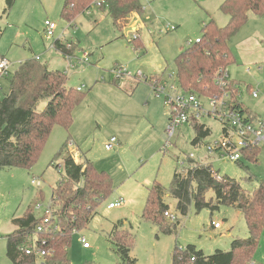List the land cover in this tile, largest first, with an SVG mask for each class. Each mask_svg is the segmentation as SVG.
Masks as SVG:
<instances>
[{"label": "rangeland", "instance_id": "374dc122", "mask_svg": "<svg viewBox=\"0 0 264 264\" xmlns=\"http://www.w3.org/2000/svg\"><path fill=\"white\" fill-rule=\"evenodd\" d=\"M64 1L14 0L10 6L8 0H0L3 31L0 54L11 62L8 75L0 76V97L9 92L10 78L20 63L35 57L41 58L50 69L65 72L66 86L87 92L74 110L69 132L56 124L32 168L0 169V264H15L8 256L5 235L16 228V217L22 216L29 206L42 215L48 206L44 223L52 214V193L65 174L58 153L69 136L73 139L69 149L71 153L74 150L76 160L92 161L98 170L108 172L113 181V191L97 208L87 227L73 233L68 248L71 264H119L120 258L109 239L115 224L135 235L131 254L138 259V264H172L176 246L185 248L193 244L209 255L218 249L230 250L235 238H247L249 230L241 211L223 205L214 212L192 209L184 216L177 210V200L170 193L164 200L175 219L166 213L165 217L171 223L179 221L175 232H163L142 218L154 182L170 187L175 169L186 167L187 158L192 154L198 162L212 161L204 146L221 137L222 123L211 115H204L199 123L208 126L212 133L199 146L192 142L196 136L194 123L187 122L178 127L165 149L171 109L163 96L156 95L150 80L160 79L169 87L176 83L175 58L179 52L201 36L204 23L211 17L219 25L228 22V15L219 9L223 1L141 0L142 12L131 14L123 29L115 27L108 12L97 4L69 25L62 16ZM47 20L57 24L54 36L46 35ZM59 36H63L62 40L75 53L73 66H68L64 54L53 46ZM84 54L88 60L79 61ZM117 65L128 66L134 74L141 71L149 80L127 77L115 82L111 71ZM228 69L229 79L242 83L239 99L255 115V120L264 121V68L253 67L248 73L247 67L234 63ZM249 83L258 97L246 89ZM201 101L208 106L206 97L202 96ZM45 105L46 102L41 103L40 109ZM112 137L118 143L108 150L105 144ZM259 148L257 162L243 161L241 165L214 159L212 168L220 176L236 178L245 189L252 190L264 181V142ZM249 175L252 181L248 180ZM34 177L41 180V185L32 184ZM119 199L125 203L109 207ZM213 223L222 226L215 228ZM82 236L90 247L83 246ZM37 264H41L40 259ZM251 264H264V232Z\"/></svg>", "mask_w": 264, "mask_h": 264}, {"label": "trees", "instance_id": "16d2710c", "mask_svg": "<svg viewBox=\"0 0 264 264\" xmlns=\"http://www.w3.org/2000/svg\"><path fill=\"white\" fill-rule=\"evenodd\" d=\"M13 2L8 0L10 6ZM98 2L118 29L124 28L131 14H140L143 10L141 0H65L62 16L72 24ZM219 9L228 15V22L219 25L211 17L203 25L200 40L179 52L175 58L176 83L183 91L195 92L201 97L223 95L227 91L233 108L253 121L255 116L239 99L240 82L231 81L224 89L218 84L217 77L221 69L235 63L230 42L247 23L250 12L264 16V0H223ZM2 32L0 28V36ZM54 45L64 54L75 56L71 47L61 41L56 40ZM67 80L65 72L50 69L36 57L20 63L10 78L9 92L0 97V169L32 168L56 124L69 132L74 122V110L86 98L87 92L66 86ZM113 81L118 80L113 77ZM150 81L154 86L160 79ZM44 102L45 107L40 109ZM191 122L196 131L192 141L194 145L211 135V129L205 124L195 120ZM70 141L69 136L58 153L65 174L53 190V211L49 222L43 221L45 213L39 214L35 207L29 206L22 216L15 218L16 228L5 235L8 256L15 264H37L35 252L28 254L26 248L45 250L42 264H71L68 248L73 233L87 227L97 208L113 191L110 174L98 170L90 160L77 162L70 152ZM259 154V146L252 147L244 151V159L239 163L257 162ZM187 163L186 167L175 169L170 187L154 182L149 189L142 218L153 222L163 232H175L179 221L171 223L165 217L170 209L164 200L167 193L177 200V210L184 216L192 209L214 212L223 205L232 206L245 217L249 230L247 238H235L230 250L218 249L209 255L193 244L185 248L176 246L172 264H251L264 232V181L247 190L236 178L214 176L212 164L201 163L191 157L187 158ZM56 166L61 167V164ZM247 178L253 180L252 175ZM40 225H43L42 231L38 230ZM109 239L120 258L119 264H138V259L131 254L135 235L130 230L120 229L115 224Z\"/></svg>", "mask_w": 264, "mask_h": 264}, {"label": "built area", "instance_id": "2783aa9c", "mask_svg": "<svg viewBox=\"0 0 264 264\" xmlns=\"http://www.w3.org/2000/svg\"><path fill=\"white\" fill-rule=\"evenodd\" d=\"M97 5H100V2H98ZM69 25H71V23H69ZM45 26L46 35L48 37L54 36L57 24L53 21L47 20L45 22ZM199 40L200 39L198 38L196 41ZM67 46L70 47L71 45L67 44ZM65 56L69 65L73 66L72 60L74 56L70 54H65ZM37 59L40 58L37 57ZM87 60V54H84L83 57L79 59V61ZM10 66L11 62L5 56L0 54V76H2L3 73L8 75ZM111 74L117 80L125 77L146 78L141 71H138L134 74L126 65H117L111 71ZM231 81L232 80H230L228 76V68L221 69L219 76L217 77L218 84L225 89L229 86ZM153 88L157 96L164 97L165 103L171 109L170 123L167 128L168 141L165 145V149L171 144L170 139L175 135L178 127L193 120L199 122L200 118L204 115H211L222 123L221 137L216 138L204 146L208 154L212 155L214 159L240 162L244 159V151H247L252 147H257L262 142H264V121L258 119L251 121L245 113L233 108L231 105L230 95L227 91H225L223 95H211L206 97L208 106H205V104L201 101V96L195 92L183 91L177 85V83H174L169 87L168 85L161 83V81H156ZM240 93L241 91L239 92L238 96H240ZM252 94L254 97L258 95L256 90H252ZM116 143H118V139L116 137H112L105 144V148L111 150L116 146ZM200 144L201 142L197 143L195 146H199ZM72 145V141H70L69 148ZM73 153H75L74 150L72 152L74 157ZM190 157L193 159L195 158L193 154ZM74 159L76 160L75 157ZM201 163L212 164V161H205ZM213 175L220 177V174L214 169ZM31 182L37 186L41 185V180L37 179L36 177H34ZM124 203V199H119L115 202H111L109 207H119ZM38 209H41L40 205L38 206ZM47 209L48 206L44 211L45 213ZM166 215L172 219H175V215L170 212H166ZM45 222H49V217L45 219ZM213 225L215 228L221 227L220 223H213ZM38 230L42 231L43 225H40ZM81 241L85 248L90 247V244L87 242L84 236L81 237ZM26 252L28 254L35 252L37 259H40L41 261L46 255V251L42 249L26 248Z\"/></svg>", "mask_w": 264, "mask_h": 264}, {"label": "crops", "instance_id": "0c3cea01", "mask_svg": "<svg viewBox=\"0 0 264 264\" xmlns=\"http://www.w3.org/2000/svg\"><path fill=\"white\" fill-rule=\"evenodd\" d=\"M220 1L222 2L223 0H220ZM221 2H219V3H221ZM216 11L217 10L215 9V12ZM80 18H81V15H79L77 17V20H75V23L77 21H79L78 19H80ZM212 18H214V17H212ZM251 22H252V26H249V24H251ZM55 32H56V30H55ZM63 32H65V31H63ZM54 35H55V33H54ZM62 37L63 36H59V38L56 40H59L63 44L67 45V42L65 43L62 40ZM54 42H53V46L56 48V46L54 45ZM230 46H231V49L235 55V64L238 63L239 65H242L243 67H247L246 71L248 73H251V71H252L251 68H253V67H255V68L257 67L258 70H262L264 68V16L259 17V16H256L255 14H253L252 12H250L249 19H248L247 23L232 38V40L230 42ZM57 51H60L62 54H64L59 49H57ZM64 56H65V54H64ZM65 59H66V56H65ZM67 63H68V60H67ZM68 66H70L69 63H68ZM228 76H229V69H228ZM125 78H127V77H125ZM133 79H135V78H133ZM232 81H236V80L233 79ZM238 82H240V81H238ZM241 84H240V86H241ZM245 86H246V89L249 91L250 95L253 96L251 91L254 90V88L251 87V84L249 83ZM249 87H251L252 89H249ZM256 97H258V95ZM70 139H71V136H70ZM210 157H212V159H210V160L213 161L214 157L212 155H210Z\"/></svg>", "mask_w": 264, "mask_h": 264}]
</instances>
